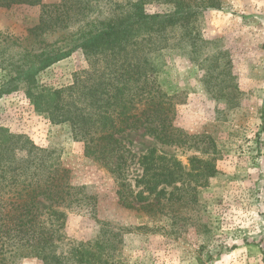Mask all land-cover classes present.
I'll list each match as a JSON object with an SVG mask.
<instances>
[{
	"label": "rangeland",
	"instance_id": "obj_1",
	"mask_svg": "<svg viewBox=\"0 0 264 264\" xmlns=\"http://www.w3.org/2000/svg\"><path fill=\"white\" fill-rule=\"evenodd\" d=\"M42 1L53 5L62 0ZM122 1L94 2L88 20L105 18ZM221 4L200 16L196 27L204 45L196 55L177 37L155 57L164 63L162 90L177 104L173 125L188 135V142L163 144L144 127L127 130L117 135L127 156L119 169L111 159L88 153L69 124H55L39 113L33 101L37 90L32 96L26 93L32 89L28 68L24 81H10L16 74L12 63L26 46L39 53L50 42L62 45L63 32L49 31L40 38L31 32L39 25L41 6L0 8V143L16 135L52 151L48 165L68 170L71 185L91 196L90 201L59 207L66 214L60 247L82 242L96 252L114 254L124 264H264V0ZM169 9L147 5L150 13ZM171 30L169 36L180 31ZM96 68L102 63L89 62L78 49L35 78L61 90ZM23 142L15 147L22 148ZM152 150L179 162L184 172H190L191 159L196 166L213 165L216 172L203 178L185 175L171 183L154 178L158 188L150 193L141 181L145 169L139 160ZM16 155L24 158L27 153L19 150ZM188 187H198L196 205L170 208L165 196L161 203L167 207L157 204L155 197L163 188L169 196ZM10 264L44 263L29 256Z\"/></svg>",
	"mask_w": 264,
	"mask_h": 264
},
{
	"label": "trees",
	"instance_id": "obj_2",
	"mask_svg": "<svg viewBox=\"0 0 264 264\" xmlns=\"http://www.w3.org/2000/svg\"><path fill=\"white\" fill-rule=\"evenodd\" d=\"M101 1L62 0L47 5L42 0H0V8L41 6L39 25L31 32L39 33V38L49 31L63 32L66 42L62 45L50 42L39 53L26 46L22 57L12 63L16 74L9 76L10 81H24L22 75L28 68L26 77L32 89L26 93L32 96L33 89L37 90L33 101L39 113L47 114L55 124H69L73 137L86 143L88 153L104 161L111 159L119 169L126 164L127 156L117 135L127 130L144 127L163 144L188 142V135L173 125L177 104L162 90L164 63H158L155 57L169 39L177 37L181 45L187 41L196 55L204 45L196 27L201 14L220 9L222 4L221 0H124L116 3L105 18L89 21L93 3ZM147 5L170 9L150 13ZM173 28L180 31L169 36ZM78 49L89 62L102 63V68L61 90L45 87L35 78ZM35 64L37 70L32 68ZM21 141L25 146L15 147ZM27 144L26 138L16 135L0 143V264L29 256L39 257L44 264H84V258L86 264H124L114 254L96 252L82 242L59 246L66 217L59 207L90 201L91 196L71 185L68 170L59 164L48 165L46 157L51 158L52 151ZM19 150L27 156L18 158ZM190 162V172H184L186 168L179 162L152 150L139 160L145 169L141 181L153 193L158 188L154 178L164 177L171 183L185 175L203 178L216 172L207 162L197 166L193 159ZM197 189L188 187L168 196L163 188L155 199L163 207H191L198 203ZM162 197L167 205L161 203Z\"/></svg>",
	"mask_w": 264,
	"mask_h": 264
}]
</instances>
